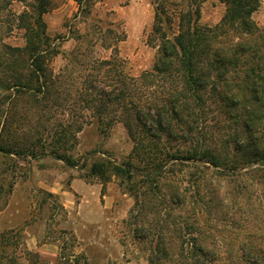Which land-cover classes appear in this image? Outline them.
Here are the masks:
<instances>
[{
	"label": "rangeland",
	"instance_id": "1",
	"mask_svg": "<svg viewBox=\"0 0 264 264\" xmlns=\"http://www.w3.org/2000/svg\"><path fill=\"white\" fill-rule=\"evenodd\" d=\"M52 1L43 20L58 53L48 67L72 83L73 90L84 72L82 60L108 58L114 47L130 75L152 68L158 55L149 41L152 0H94L88 14L78 12L75 0ZM259 3L252 19L263 26L264 0ZM25 7L17 0L10 4L14 13ZM5 11L0 0V44L21 46L23 30L14 25L6 30ZM224 11L220 0H205L199 22L213 26ZM171 17V31L176 32V14ZM77 50H84L79 61L72 56ZM71 69L77 70L67 79ZM227 121L212 115L202 128L216 146L227 140V166L167 158L161 177L157 170H137L131 180L112 172L107 181L89 175L90 163L100 156L140 164L131 154L133 142L122 122L106 129L84 125L71 151L77 166L51 155L0 157V165L15 177L0 210V235L15 232L16 240L2 250L17 256L18 264H58L60 256L70 264H250L240 248L264 249V159L241 163L242 154L231 150L234 139L229 137L239 127H227ZM165 142L172 152H184L189 145L177 137ZM152 154L154 161L165 159L163 152ZM234 162L237 167L232 168ZM22 243L39 257L22 253Z\"/></svg>",
	"mask_w": 264,
	"mask_h": 264
},
{
	"label": "trees",
	"instance_id": "2",
	"mask_svg": "<svg viewBox=\"0 0 264 264\" xmlns=\"http://www.w3.org/2000/svg\"><path fill=\"white\" fill-rule=\"evenodd\" d=\"M12 1L2 0L6 30L13 25L22 29L24 44H0L1 158L51 155L77 166L71 151L84 125L95 123L106 129L122 122L133 142L131 154L140 164L131 160L118 164L100 156L90 163L89 175L107 181L112 172L131 180L137 170H157L161 177L167 158L227 166V140L216 146L202 129L212 115H218L228 120L227 127H239L229 137L234 139L231 150L242 154V164L264 159V25L252 19L259 0H220L225 11L213 26L199 22L200 5L205 0H152L154 20L149 41L158 49L152 68L130 75L114 47L108 58L82 60L80 70L84 72L74 90L72 83L48 67L58 48L47 34L43 14L52 8L53 1L17 0L26 6L20 13L11 11ZM75 1L79 13H90L94 0ZM173 13L176 32L171 31ZM72 56L79 61L84 50ZM76 70L67 71L66 78ZM64 114L66 119H60ZM176 137L189 144L184 152H172L165 144ZM158 151L165 159L154 161L152 152ZM236 165L234 162L231 167ZM6 167L0 165V210L15 179ZM14 234L8 231L0 235V264H18L17 256L2 250L15 244ZM22 244V253L39 257ZM240 249L250 264H264V249L245 244ZM58 262L70 264L71 260L60 256Z\"/></svg>",
	"mask_w": 264,
	"mask_h": 264
}]
</instances>
